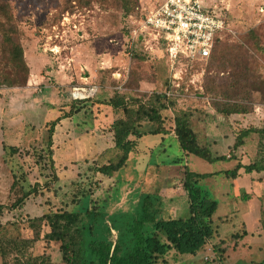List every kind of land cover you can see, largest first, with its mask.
Segmentation results:
<instances>
[{
	"label": "rangeland",
	"instance_id": "1",
	"mask_svg": "<svg viewBox=\"0 0 264 264\" xmlns=\"http://www.w3.org/2000/svg\"><path fill=\"white\" fill-rule=\"evenodd\" d=\"M6 1L15 16L24 58L18 69L5 67L12 86L0 88V264H29L32 256L43 253L53 263H61L59 245L48 248L44 241L34 243L28 221L63 208L87 207L90 199L98 206L104 204L110 216L130 217L141 196L158 189L166 218L187 217L182 165L172 164L182 157L192 171L210 174L199 186L218 202L213 217L218 236L196 256L172 251L159 264H264V172L241 170L235 186L222 174L238 163L255 162L257 134L252 133L238 149L234 144L241 131L264 127V91L252 92L253 108L245 115L225 117L211 104L213 99L236 101L251 90L264 89V53L255 52L249 39L257 32L264 47V0H202L208 9L226 13L233 36L225 40L215 62L196 65L190 74L184 72L183 63L174 65L163 52L148 50L147 41L136 40L138 19L164 0H137L138 7L128 18L122 17L113 0H90L83 6L85 0ZM130 72L139 76L140 88L125 87ZM167 81L172 84L170 98H176L170 114L189 111L201 144L215 155L236 159L209 164L197 156L185 157L173 136L149 135L115 176L94 172L97 161L114 157L112 153L100 159L112 146L108 128L115 113L104 105L98 111L89 102L77 105L81 111L56 127L53 155H48L47 124L71 111L75 89L97 88L98 101L109 100L116 91L148 99L163 92ZM4 145L20 152L11 156ZM32 149L46 153L40 164L26 154ZM25 174L27 181H21L25 189L40 183L41 190L13 208L20 195L11 190L14 176ZM74 182L91 192L79 206L71 202ZM226 217L228 222L219 221ZM239 233L243 235L232 239Z\"/></svg>",
	"mask_w": 264,
	"mask_h": 264
},
{
	"label": "trees",
	"instance_id": "2",
	"mask_svg": "<svg viewBox=\"0 0 264 264\" xmlns=\"http://www.w3.org/2000/svg\"><path fill=\"white\" fill-rule=\"evenodd\" d=\"M80 2V0H78ZM106 2L107 0H97ZM123 18H128L138 7L137 0H113ZM90 0H85L87 5ZM158 3L154 8L160 6ZM6 0L0 2V88L12 86V80L5 72L9 65L18 69L23 62L24 50L19 38L15 16L13 15ZM213 11L207 8V12ZM226 17L224 11L220 12ZM147 14H143L138 22L145 20ZM251 46L258 53H264L261 39L257 32L251 33ZM233 34L225 31L218 33L214 39L212 54L207 60H182L187 74L192 72L196 65L203 63L212 64L217 59L221 46L225 40ZM135 60H143L141 56L133 57ZM175 68V67H174ZM173 68V69H174ZM254 76V75H252ZM139 76L130 72L125 87L129 89L140 88ZM171 81V80H170ZM257 84V81L252 82ZM172 91L171 82H166L163 92H154L148 99L134 97L129 93L116 91L107 101L90 99H71L72 107L69 113H64L52 122L47 124L48 155H53L52 145L55 129L60 123L70 118L74 113H79L81 108L77 105L92 104L98 111L102 105L110 107L115 113L108 128L112 136V146L100 154V159L107 154H114V157L104 163L98 161L94 164L93 171L107 177H113L128 164L132 153L138 152L140 140L149 135L173 136L178 141L183 155L186 157L197 156L209 164H215L229 159H236L235 156L215 155L210 148L202 145L197 133L193 129L191 113L189 111H177L174 115L170 110L176 107V98L171 99L169 93ZM264 89H254L247 95H240L236 101L213 99L214 110L225 117L233 114H249L253 108L252 92L263 93ZM252 133L259 136L258 154L255 162L249 165L238 163L233 170L222 172L227 178L235 181L241 176V170L245 173L264 172V127L261 129L250 128L240 132L236 137L234 149L245 144V139ZM8 154L14 156L20 149L14 146H6ZM31 151V152H30ZM36 164L45 159L44 152L27 150ZM176 166L182 165V188L188 199L187 217L173 218L164 216L165 209L162 205V197L158 189L141 196L138 204L135 205L130 217L117 218L110 216L105 205L98 206L92 199L90 205L82 206L77 210L60 209L51 211L42 216L31 218L28 221L32 231V241H44L49 248L52 243L59 245L61 263L57 264H159L170 252L175 251L179 255L196 256L204 252L211 240L218 236L214 226L213 217L218 210V202L212 199L209 194L199 186L202 178L210 174H201L192 171L184 164V157L172 161ZM54 162L51 160V168ZM11 190L19 193V199L12 206L22 204L32 194L37 195L41 190L40 183H35L30 190H26L21 181L26 182V174L16 178ZM58 180L57 175L54 177ZM48 189L49 182L44 183ZM75 196L72 203L75 206L82 204L83 199L89 198L91 192L80 189L77 182L72 183ZM82 188V187H81ZM154 192V193H152ZM1 209V207H0ZM229 217L220 218L221 223L229 221ZM247 233V232H246ZM243 234H235L232 239H237ZM224 244V241H221ZM224 252L225 249H220ZM0 255L3 253L0 251ZM164 258V259H163ZM29 264H55L51 256L46 253L32 256Z\"/></svg>",
	"mask_w": 264,
	"mask_h": 264
},
{
	"label": "built area",
	"instance_id": "3",
	"mask_svg": "<svg viewBox=\"0 0 264 264\" xmlns=\"http://www.w3.org/2000/svg\"><path fill=\"white\" fill-rule=\"evenodd\" d=\"M225 18L216 9L207 12L202 0H164L144 21L138 22L135 36L137 41L151 45L148 48L145 44L148 50L163 52L174 65L182 60H207L212 54L215 36L225 31L233 33ZM179 72L182 74L183 70ZM96 89L89 92L75 89L73 99L94 98Z\"/></svg>",
	"mask_w": 264,
	"mask_h": 264
}]
</instances>
